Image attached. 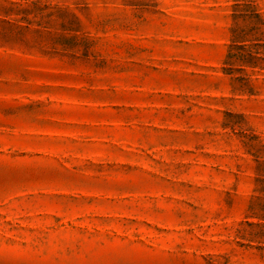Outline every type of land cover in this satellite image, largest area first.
Instances as JSON below:
<instances>
[{
	"label": "rangeland",
	"instance_id": "374dc122",
	"mask_svg": "<svg viewBox=\"0 0 264 264\" xmlns=\"http://www.w3.org/2000/svg\"><path fill=\"white\" fill-rule=\"evenodd\" d=\"M0 264H264V0H0Z\"/></svg>",
	"mask_w": 264,
	"mask_h": 264
}]
</instances>
